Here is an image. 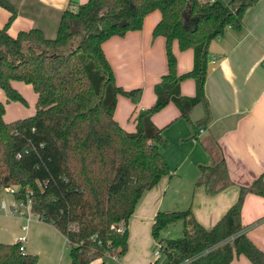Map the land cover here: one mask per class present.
I'll return each instance as SVG.
<instances>
[{"label": "trees", "instance_id": "1", "mask_svg": "<svg viewBox=\"0 0 264 264\" xmlns=\"http://www.w3.org/2000/svg\"><path fill=\"white\" fill-rule=\"evenodd\" d=\"M257 1L86 0L62 12L56 35L49 38L39 28L9 34L16 11L0 0L9 13L0 26V88L8 102L25 103L13 81L30 84L37 95L34 114L13 121L4 120L5 103L0 101V191L13 187L15 199L29 198L31 212L67 238L69 264H92L107 253L124 255L126 223L139 199L169 175L159 149L161 129L152 116L171 102L179 117L190 121L191 109L201 104L202 115L193 126L211 121L205 94L209 44L227 26L240 29L245 10ZM153 10L161 15L152 35L165 38L166 72L154 85V103L135 112V131L128 132L114 118L117 95L136 105L141 88L115 83L102 44L141 29ZM174 40L180 50L193 51L187 72H177ZM188 78L195 83L193 96L180 92V83ZM199 169L197 184L208 194L230 185L222 156ZM247 193L264 197V172L239 187L237 199L210 228L190 209L156 212L150 233L164 245L165 264H230L235 255L264 264V252L241 222ZM119 222L125 223L123 231L117 230ZM177 222L182 235L163 238L164 229ZM36 262L37 256L21 252L17 242H0V264Z\"/></svg>", "mask_w": 264, "mask_h": 264}, {"label": "crops", "instance_id": "2", "mask_svg": "<svg viewBox=\"0 0 264 264\" xmlns=\"http://www.w3.org/2000/svg\"><path fill=\"white\" fill-rule=\"evenodd\" d=\"M7 1L16 11L15 18L8 26L9 34L15 36L20 30L39 28L46 37L53 38L62 12L86 0ZM8 15V11L0 6V26L6 23ZM160 16L158 10H153L144 17L141 29L128 31L124 36H112L102 44L115 83L124 89L141 88L136 105L127 97L117 95L114 118L128 132L135 131V112L154 103V85L166 72L165 38L152 35ZM172 50L177 57V72L189 71L193 65L192 49L180 50L178 42L174 40ZM208 51L205 94L210 105L211 121L198 131L193 126L202 115L201 104L191 109L190 121L179 117L178 108L171 102L152 116L158 128L173 126L175 136L185 143L176 165L180 173L161 177L154 187L142 194L126 223L127 250L118 258L120 262L153 264L156 261L155 256L151 260V247L147 248L146 241L153 240L150 229L153 217L159 210L190 209L201 225L210 228L237 199L239 187L249 185L264 172V0H258L245 10L240 29L227 26L222 35L210 42ZM21 82L13 81L12 86L24 97ZM180 92L184 96H193L194 80H183ZM35 96L37 100L36 93ZM8 103H5V121L32 115L7 114ZM16 109L21 112L20 106ZM164 156L168 161L165 153ZM219 156L224 159L230 185L210 195L203 184H197L199 166L212 165ZM174 175L187 178L192 186L178 199L167 195ZM15 201L14 196L7 202L0 197V218L12 217L19 222L11 237L0 238V242L15 243L20 235L25 234V253L41 259L46 256L45 260L43 258L45 264H65L60 263L63 248L65 245L68 247L65 236L52 224L33 214L15 213ZM241 222L246 227L247 236L264 252L263 196L246 194ZM25 224L27 229L23 231L22 225ZM43 262L37 261L35 264ZM230 264L252 263L244 255H235Z\"/></svg>", "mask_w": 264, "mask_h": 264}, {"label": "rangeland", "instance_id": "3", "mask_svg": "<svg viewBox=\"0 0 264 264\" xmlns=\"http://www.w3.org/2000/svg\"><path fill=\"white\" fill-rule=\"evenodd\" d=\"M18 82V81H17ZM21 86V91L22 94L25 97V103L22 102H13L9 101V103L6 105L7 108V114L11 115H19L25 114H33L35 111V100L36 96L34 91L32 90V87L30 84L23 83ZM0 100L4 102V92L0 88ZM7 101H5L6 103ZM17 106L21 107V112H19L16 108ZM20 114V115H21ZM161 129V135H162V142L159 144V149L165 159L164 153L168 159V162L166 159V163L169 167V175H165L163 177H168L171 176L172 174H177L179 175L180 171L176 170V165L179 161V153L181 151V148L183 147V144L178 140V138L175 136V128L173 126L165 128H160ZM196 131H198L200 128H195ZM177 175L172 176L169 188H168V196H171L173 199H178L182 196V194L185 191H190L192 188L191 184L189 183V180L187 178H179ZM14 194L10 192L9 190L3 189L0 191V197L4 200H12ZM15 199V198H14ZM173 205V204H172ZM19 225V222L17 219L12 218V217H1L0 218V238L1 239H8L11 237L12 233L14 232V229ZM182 223L177 222L174 224H171L167 226L164 231L162 232L163 238L170 239V238H176L180 237L182 235ZM1 241V240H0ZM143 242V241H142ZM142 249H145L144 243L141 244ZM66 246V245H65ZM63 248V254L60 259V263H65L69 264V250L68 247ZM146 246L147 248L150 246L151 247V253L152 257L151 260L153 261L154 259V251L158 249V243L153 239L149 241L147 239L146 241ZM44 256V260H45ZM43 258L41 259L40 257L38 258L37 256V261L38 262H43ZM103 259L99 258L96 259L92 262V264H102ZM45 264V261L42 263ZM153 264H165V254L163 251L159 253V256L156 258V261Z\"/></svg>", "mask_w": 264, "mask_h": 264}, {"label": "built area", "instance_id": "4", "mask_svg": "<svg viewBox=\"0 0 264 264\" xmlns=\"http://www.w3.org/2000/svg\"><path fill=\"white\" fill-rule=\"evenodd\" d=\"M4 189L9 190L10 192H12L14 194V188L13 187H7ZM15 200H16L15 201V208L13 209V211L15 213H18L20 215H23L24 212H27L28 215L33 214L30 210L31 200L29 198H27L26 201H21V200H17V199H15ZM26 229H27V225L26 224L22 225V230L25 231ZM124 229H125V223L119 222L117 224V230L123 231ZM66 241L68 242L67 238H66ZM25 242H26L25 234L20 235L17 239V243L19 244V250L21 252H25ZM161 251H164V245L162 242L158 243V249L155 250V252H154L155 258H157L159 256V253ZM100 258L103 259L102 264H113L115 262H119L118 261L119 257H117L116 255L109 254V253L105 254L103 257H100Z\"/></svg>", "mask_w": 264, "mask_h": 264}]
</instances>
